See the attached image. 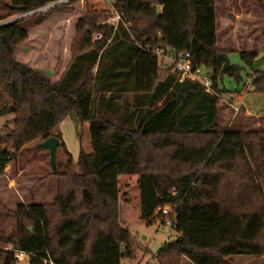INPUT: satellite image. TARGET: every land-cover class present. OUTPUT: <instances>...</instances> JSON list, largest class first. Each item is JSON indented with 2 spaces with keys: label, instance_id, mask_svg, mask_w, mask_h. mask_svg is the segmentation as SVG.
Instances as JSON below:
<instances>
[{
  "label": "trees",
  "instance_id": "obj_1",
  "mask_svg": "<svg viewBox=\"0 0 264 264\" xmlns=\"http://www.w3.org/2000/svg\"><path fill=\"white\" fill-rule=\"evenodd\" d=\"M56 1L10 0L7 17ZM74 1L0 26V113L15 116L14 126L0 134V176L33 141L56 137L58 148L66 147L59 125L72 112L89 123L92 146L90 152L81 148L78 172L62 175L51 202L32 201L16 210L0 202L5 208L1 240L34 253L32 264H43V258L59 264H122L133 253L135 237L120 225L119 179L134 174L141 217L148 224L155 216L163 222L156 214L160 207L176 211L177 238L158 251L156 264H178L182 256L218 264H233L234 255L264 256V130L255 132L257 142L251 144L250 129L220 128L216 97L198 82H177L171 69L160 78L157 57L146 49L161 43L177 53L190 52L195 68L212 72L213 90L229 92L220 80L225 74L238 76L240 68L217 47L216 0H114L113 15L122 11L133 21L134 37L122 23L114 29L113 23L99 22L96 13L81 17L70 61L52 81L20 61L16 51L32 25ZM98 32L103 39L95 38ZM240 54L248 63L258 57L255 51ZM253 84L264 90L257 77ZM188 135L207 138L195 146L187 143ZM166 149H173L168 166L160 158ZM238 161L245 167L240 169ZM84 188L92 203L84 200ZM0 264H17L14 253L0 249Z\"/></svg>",
  "mask_w": 264,
  "mask_h": 264
},
{
  "label": "rangeland",
  "instance_id": "obj_2",
  "mask_svg": "<svg viewBox=\"0 0 264 264\" xmlns=\"http://www.w3.org/2000/svg\"><path fill=\"white\" fill-rule=\"evenodd\" d=\"M10 0H0V21L7 20ZM114 0H76L67 5L64 11H55L45 14V21L40 25H32L29 30L27 42L21 44L16 51L17 58L28 66L47 75L52 81L61 78L71 58L70 40L76 36L78 20L90 13L101 15L99 22L113 21ZM217 14V47L229 52L230 62L239 69V75L225 74L220 80L221 88L229 92H216L213 97L217 101L213 104L218 110V123L220 128L237 130H251L247 141L251 144L257 142L256 131L264 130V90L256 91L253 84L257 77L264 82V0H216ZM112 17H106L107 15ZM31 16V15H29ZM146 21L139 26H145ZM134 26V25H133ZM130 34L134 37L132 29ZM136 40V38L134 39ZM138 44H140L137 41ZM241 51H255L258 57L248 63L241 58ZM261 74V75H260ZM167 72L160 67V78ZM94 72L90 74V78ZM236 100L237 109L230 106L229 102ZM207 103V102H206ZM14 114L0 113V134H5L7 127L14 126ZM60 130L66 147L57 150L56 168L51 164L48 148L40 146V140L26 145L19 153L16 160L12 161L4 176L14 180L8 188L7 194L1 191L0 196L22 197L24 204L51 202L58 194L59 180L64 174L77 173L76 160L81 148L92 150L91 139L82 131V122L77 115H69L60 123ZM90 135V134H89ZM88 135V136H89ZM207 137L188 135L187 143L198 146ZM149 146L144 147L146 154ZM68 149V150H67ZM72 154L70 155L69 152ZM173 149L160 152L162 165H171L169 157ZM257 159L262 161L260 151L255 146ZM264 156V153L262 154ZM239 168H244L243 161H238ZM176 167L173 168L176 171ZM56 172L57 175L54 174ZM138 175H121L120 185V225L134 233L135 247L131 257L123 258L122 264H156V254L166 244L177 238V233L170 225L164 224L161 219L153 217V222L148 224L141 217L140 212V187ZM8 182V179H4ZM71 184V183H69ZM13 190H11V188ZM75 185H70V188ZM13 191V192H11ZM156 214L159 215L157 211ZM259 257V256H258ZM178 264H218L210 258L181 257ZM233 264H264V259L245 256H232Z\"/></svg>",
  "mask_w": 264,
  "mask_h": 264
},
{
  "label": "built area",
  "instance_id": "obj_3",
  "mask_svg": "<svg viewBox=\"0 0 264 264\" xmlns=\"http://www.w3.org/2000/svg\"><path fill=\"white\" fill-rule=\"evenodd\" d=\"M68 2L66 0H59L53 3H49L43 6V10L48 8L54 7L58 4ZM42 10V11H43ZM103 23H113L114 29H117L119 24L122 23L123 25L128 28V30L133 26V21L128 19L124 12L116 11L113 16V21L107 20L103 21ZM160 36V33H158ZM95 38L97 40L103 39V35L101 33H96ZM147 50H150L156 57L159 63V66L163 70H172L173 73L176 74V81L177 82H184L186 80H191L193 82H198L205 91L212 94V72L208 70L205 66H200L195 68L192 62L191 53L186 51L183 53H177L173 48L163 46L161 43L155 46L147 45ZM237 103L236 100H232L229 102L230 106L237 109L241 104L235 105ZM159 214L162 216L163 223L170 225L174 230V224L176 221V211L175 209L170 206L166 205L164 207H160L158 209ZM158 215V214H157ZM175 231V230H174ZM176 232V231H175ZM0 249L4 251H9L14 253L15 259L17 264H32V259L34 257V253L28 252L26 250H22L17 248L12 242L6 243L3 242L0 238ZM43 264H59L55 262L51 258H43Z\"/></svg>",
  "mask_w": 264,
  "mask_h": 264
},
{
  "label": "water",
  "instance_id": "obj_4",
  "mask_svg": "<svg viewBox=\"0 0 264 264\" xmlns=\"http://www.w3.org/2000/svg\"><path fill=\"white\" fill-rule=\"evenodd\" d=\"M66 1H71V0H66ZM59 3H61V2H59ZM42 8H38V9L32 10L30 12L14 16V17L9 18L7 20L0 21V26L12 23V22H14L16 20L25 18V17H27L29 15L34 14V13L40 12V11L43 10ZM156 9H157V12L160 13L162 11V6L161 5H157ZM58 144H59V139L56 138V137H50V138L40 142V146L41 147H45V148L49 149L50 156H51V164H52L53 168L56 167ZM83 198H84V200L87 203H92V194H91L89 189L84 188V190H83ZM30 230H33V228L30 227Z\"/></svg>",
  "mask_w": 264,
  "mask_h": 264
},
{
  "label": "crops",
  "instance_id": "obj_5",
  "mask_svg": "<svg viewBox=\"0 0 264 264\" xmlns=\"http://www.w3.org/2000/svg\"><path fill=\"white\" fill-rule=\"evenodd\" d=\"M27 42V41H26ZM73 43V39L70 40V44H69V47L71 48V45ZM73 113V112H72ZM75 113V112H74ZM76 114V113H75ZM77 115V114H76ZM78 117V116H77ZM79 119V118H78ZM82 131L85 132V134L87 135V137L89 138L90 135H89V123L88 122H83L82 123ZM89 135V136H88ZM90 139V138H89ZM4 179H8V182H5ZM14 180H11L9 177H6V176H0V185L2 186V189L1 191L4 192V194H7L6 190L4 191V188H8L10 186V183L13 182ZM15 182V181H14ZM11 188V187H10ZM11 190H13L11 188ZM13 192V191H11ZM6 197H1L0 196V202L3 204L4 207L6 208H10V209H14L16 210L17 206L19 204H24V199L22 197L18 198V197H10L9 198V201L7 202L5 200ZM5 213V208H3L2 206L0 207V214H4ZM257 258H262L264 259V256H260V257H257Z\"/></svg>",
  "mask_w": 264,
  "mask_h": 264
}]
</instances>
